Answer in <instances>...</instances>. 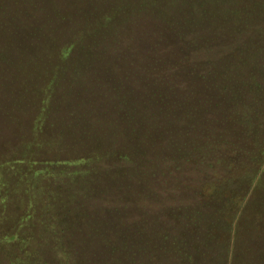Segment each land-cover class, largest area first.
I'll return each mask as SVG.
<instances>
[{"label":"trees","instance_id":"trees-1","mask_svg":"<svg viewBox=\"0 0 264 264\" xmlns=\"http://www.w3.org/2000/svg\"><path fill=\"white\" fill-rule=\"evenodd\" d=\"M231 3L0 0V66L10 67L0 85L25 117L12 126L10 112L0 124V169L8 173L17 160L22 171L21 181L0 183L4 264H193L194 250L213 264L207 251L219 235L239 250L227 264H264V249L255 243L256 233H264V175L257 174L264 164V44L237 45L229 38L232 47L221 59L178 65L184 54L224 42L230 16L242 19ZM25 21L32 26L27 33ZM125 29L150 42L137 49L118 46L116 36ZM167 46L172 59L154 55ZM109 64L143 70L150 82L159 79L160 88L122 108L130 113L122 124L103 115L99 120L95 112L86 125L66 105L86 112L83 91L70 87H79L71 75ZM168 64L176 65L160 75ZM131 76L143 82L142 73ZM191 123L200 129L196 141L184 140L188 150L169 154L164 144L176 143L168 131L176 126L190 135ZM251 164L257 168L250 170ZM236 176L255 185L263 200L243 199L253 187L229 190L225 184ZM168 186L174 193L190 191L197 202L183 205L182 213L168 210L159 193ZM244 208L254 215L251 232L242 228L245 217L235 221ZM174 216L192 225L189 238L170 237Z\"/></svg>","mask_w":264,"mask_h":264},{"label":"rangeland","instance_id":"rangeland-1","mask_svg":"<svg viewBox=\"0 0 264 264\" xmlns=\"http://www.w3.org/2000/svg\"><path fill=\"white\" fill-rule=\"evenodd\" d=\"M89 1H93V0H89ZM232 8L236 7V9H238V13L241 15L242 19H237L238 16L237 15H232L230 16V20L228 21V27L229 30L226 29V31H228V33L226 32V36H224V42H222L221 44H217V46H211L210 45H206V48L200 49L198 48L197 50H193L191 52H189V54H184L183 60L182 62H180L178 65L182 66V64H185L186 62L189 63H197V62H205V61H217L219 59H221L224 56V52L227 51L228 49H230L232 47L230 42H233L234 44H247L248 46L254 45V43L252 44L251 41H255L257 42V46L260 47V45L264 44V0H232L231 3ZM252 6V8H251ZM246 7H249V9L247 10ZM236 14V13H235ZM237 22H236V21ZM131 26V25H130ZM31 27L29 25V21H25V23L23 24V29L24 32H29V30H31ZM133 27V26H132ZM124 32H126V34L123 33L122 36H116V38L119 40V45L124 44L125 46H127L129 49H137L136 47H144L145 45L141 44L144 42H150L148 40H144L138 37H134L135 35V30H123ZM131 37H134L133 39ZM230 38V39H229ZM228 39L230 40V42H228ZM255 44V46H256ZM247 46V47H248ZM108 47V46H107ZM168 48H157V50L155 51L154 55L158 56V57H165L167 59H172V55H171V51L169 50V46H167ZM109 51H112L113 49H110L108 47ZM154 57V56H153ZM157 57V58H158ZM112 64H109L108 66H104L102 65L101 68H99L98 70L93 69V67H88V68H80V70H78V72H76L75 74L73 73L71 75V80H73V78H75V82L78 83L79 87L77 86V88H75V86L73 87V85L71 84V88L75 89V92H77V90L81 89L83 91V96L85 97V109L86 112L83 114L82 116V112L80 109V106L75 104H71L69 105L66 104L67 106L70 107L69 111L70 112H78L80 115V117H82V121L84 120V123H86V125L89 124V121H93V119L95 118V114L99 113V120L102 118V115L105 116V120L108 121L109 123H123L122 120L123 119H127L128 116L130 115V113L128 112H123L122 113V108H125L127 105H135V100L137 99H145V98H149L151 95V92L153 91V89L155 88H160V86H158V82L159 79H152V81L150 82L148 77L145 76L143 70L137 69L133 66H126V67H122L120 69L115 68L113 65L110 68ZM176 64H168L166 66V68L164 69L163 73H159L160 75H166L169 73V71L171 69L174 68ZM10 67H2L0 66V77L1 76H5L6 74H8ZM107 72V73H106ZM135 72L137 74H143L144 76H140L141 77V81L143 82H136L134 79H137V77L135 76V78H133L131 75L135 74ZM118 76L119 78H113L112 76ZM124 75L129 76V78L127 80L124 79ZM164 77V76H163ZM2 79H0L1 81ZM11 80V79H9ZM156 81V83H154ZM168 81V80H166ZM9 83V81H8ZM13 83V82H12ZM16 83V82H15ZM83 83V85H81ZM138 84V85H137ZM140 84V85H139ZM164 84V81H163ZM75 85V84H74ZM186 85V84H185ZM184 85V86H185ZM183 87V86H182ZM6 88V87H5ZM10 88V87H8ZM12 88V87H11ZM181 88V85H180ZM151 90V92H149ZM3 92H4V86L0 85V124L3 125L5 123L6 114H11L10 112H12V116L11 118L14 119L12 121V126H17L19 121H21V119L23 120L25 117L22 115L21 112H18L16 109L13 108V101H15L16 99H13V97H5L3 96ZM158 92V90H157ZM140 99V100H141ZM72 103H78L73 101ZM31 103H29L28 106H26L23 110L26 111L28 110V107L31 108ZM143 105L145 106V102H143ZM130 108H133L134 106H129ZM96 112V113H95ZM131 114H135L136 112L131 111ZM170 115L174 118H180V111H172L170 113ZM11 118L9 121H11ZM198 121L199 119L194 118L193 121ZM192 122V121H191ZM71 124H75L72 123ZM191 126H194L195 129L189 133H191L190 135L186 136L185 130H180V127H176L174 126V129H171L170 131H168V133H171L175 135V148L170 144H164L165 147L168 148V153L171 155H177L178 153L182 152L183 150H188L189 148L187 147L188 144L184 143V140L187 139H193L196 141L195 136L197 132H200L199 127L196 124L191 123ZM198 124V123H197ZM10 126V123H9ZM63 127H66L68 125H62ZM71 126V125H69ZM78 125L74 126V129H78L79 127H77ZM188 132V131H187ZM167 133V131H166ZM178 148V149H176ZM206 151H202V154H205ZM212 154V153H211ZM213 158V156H209V158ZM214 159V158H213ZM238 159H240V156H238ZM17 160H12L11 162L13 164H11L9 166L10 170L7 173L5 170L0 169L1 173L3 175V177H0V183L3 184L5 183L7 180L12 183V182H16V181H21L22 180V176L20 171V168L16 165ZM214 161V160H212ZM216 161V160H215ZM184 162H181L180 164L181 167H185V170H189L190 172H193V166H189L188 164H183ZM215 166V165H214ZM264 164H260L259 165V169H258V175L263 174L264 172H261L263 168ZM252 167L257 168V166L255 165H250L249 169L252 170ZM214 169V170H213ZM216 167H213L212 170L204 168L203 172H200L203 174V176H205V172L210 173V171H215ZM197 170H200L197 169ZM5 171V174H4ZM185 171V172H186ZM184 172V174H185ZM251 172V171H250ZM255 173V172H254ZM183 174V175H184ZM227 175H229V173L227 172ZM199 176V175H198ZM198 176H193L195 181H199ZM201 176V177H203ZM169 177H167L168 179ZM246 179V178H245ZM245 179L239 178V177H234V179L232 181H230L229 184H225L226 186H228L229 190L231 189H237V188H248V191L250 188L253 187L252 192H248L246 194V196L243 198L244 200H249V202L251 201V204H253L254 202H257L258 200H263L259 197L258 195V189L255 190V185L249 186L247 187V184L245 183ZM201 180V179H200ZM7 181V182H8ZM202 181V180H201ZM260 186H264V180H262L261 182H259ZM170 187L168 186L167 191L164 190L162 192H159L162 195V199H161V206H165L168 207V210H172L175 212H184L185 209L183 207V205H187L188 207H190V204L192 202V204H194V199L196 200L195 202H197L196 196L192 195V193L190 191H184L181 192V190L177 193H174L172 191H170ZM263 191V189L259 190V193ZM252 194V195H251ZM195 196V198H194ZM243 200V201H244ZM264 203V200L263 202ZM177 206V207H176ZM180 206V208H179ZM241 208V207H240ZM249 208H244L242 210V212L240 209L237 211L240 214L239 215V219H235V221L237 220H242L241 218H246V220L249 221V223H247V221L245 220L243 222V226L242 228L246 230V228H244V225L247 226V231L251 232L252 229L254 227H252L253 224V220H254V215L253 214H249L248 213ZM179 214V213H178ZM177 213H173V215H177ZM236 215V216H237ZM176 216H174L173 220H175L174 223V227L173 230L170 232L171 235L170 237H172L173 235H177L178 238L180 237V239H187L190 236H188L190 233V230L193 228L192 225L190 226L188 221H186V223H182L179 221V219ZM250 227V228H249ZM218 233V232H217ZM220 233V231H219ZM257 234V241L259 242H255L256 243V248L257 249H264V237L260 234H264L263 232L258 231ZM221 240V235H219V238L215 237L213 239L212 242L210 243H214L213 245H210V250L208 249V253L210 254V257L208 258V261L212 260L214 263L213 264H223L222 261L224 260L225 264H227V260H230V258L233 255H236L237 252H239V250H237L235 242L231 240H227L226 242L224 241H220ZM217 243V244H216ZM219 245V246H218ZM233 245V248H232ZM235 248V249H234ZM237 251V252H236ZM194 254H191L192 257V262L193 264H206L204 261V257L200 256V254L194 250L193 251ZM211 252V253H210ZM232 252V255H231ZM257 254H252V256L256 257L258 254V252L256 251ZM249 256V255H248ZM1 256H0V264H4L3 261H1ZM212 258V259H211ZM243 258V257H241ZM246 259V258H244ZM215 261H217V263H215ZM189 260L186 262V264H189ZM169 262L167 261L166 264H168ZM176 264V263H175ZM180 264V263H179ZM185 264V263H184ZM231 264H234L233 262Z\"/></svg>","mask_w":264,"mask_h":264}]
</instances>
